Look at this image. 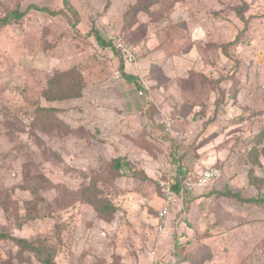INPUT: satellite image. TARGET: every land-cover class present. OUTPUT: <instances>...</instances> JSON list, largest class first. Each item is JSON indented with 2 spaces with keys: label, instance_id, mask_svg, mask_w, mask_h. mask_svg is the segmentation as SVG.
<instances>
[{
  "label": "rangeland",
  "instance_id": "1",
  "mask_svg": "<svg viewBox=\"0 0 264 264\" xmlns=\"http://www.w3.org/2000/svg\"><path fill=\"white\" fill-rule=\"evenodd\" d=\"M132 1L0 0L56 12L0 23V264H264V202L218 194L264 198V0ZM175 157L222 176L161 217Z\"/></svg>",
  "mask_w": 264,
  "mask_h": 264
},
{
  "label": "trees",
  "instance_id": "2",
  "mask_svg": "<svg viewBox=\"0 0 264 264\" xmlns=\"http://www.w3.org/2000/svg\"><path fill=\"white\" fill-rule=\"evenodd\" d=\"M63 3H64V6L65 8H67L69 11L73 12L75 15H78L77 11L73 8V6L71 5V2L70 0H62ZM139 3V0L134 3L133 5L136 7V10L140 9V11L142 10H147L146 8L148 6H146L145 4L142 5V8H140V3L139 5L137 4ZM32 9H36V10H39V11H42V12H48V13H51V14H56V12L54 11H51L49 8L47 7H39L37 5H30L25 11H20L19 9L17 10H13L11 12H9L4 18L0 19V23L1 25H7L9 23H11L13 20H16V19H20L22 18L28 11L32 10ZM139 11V10H138ZM148 12V11H147ZM88 35H94L96 40L98 41V43L100 44V46H109L111 48V50H114L118 55L119 57L121 58L122 60V65L120 66V73L122 74V76L127 79V81L129 82H133L135 83V85H137L139 88H142L141 86V83L139 82V79L138 77H136L135 75L131 74V73H128L126 72V67L128 65H133L135 63H129L125 58L124 56L122 55L121 52L117 51L112 45L110 42H107L106 40L103 39V37L100 35L99 31L93 27V29L88 33ZM147 37V36H146ZM125 38V37H124ZM146 39V38H145ZM145 39L143 40L145 42ZM125 40L130 44V45H133V46H136L134 45L129 39L125 38ZM147 40V39H146ZM142 41V42H143ZM151 72V70H150ZM159 74V75H158ZM162 79H164L165 81H169L171 80L166 74H165V71L163 69L162 66H159V72L156 73V76H155V79L158 81V85L162 84ZM219 84H223V82H225V80H221L219 79L217 81ZM164 84V83H163ZM163 84L161 86H163ZM160 86V87H161ZM150 116L148 118V122L149 124H152L151 122L154 121L153 119V115L152 113H149ZM115 164L117 165V168H122V163H121V159H116L115 160ZM216 165V164H215ZM220 167V166H219ZM179 171H178V177L176 178H173V179H170V178H166L167 181H169L173 187V189L178 192L180 195H182V198L183 200L186 198L185 197V193L191 189H188L187 186H186V183L188 181H196L197 180V177L195 173L191 172V171H183V167L182 166H179ZM221 168V167H220ZM163 177V176H162ZM163 179H165L163 177ZM159 185V183H158ZM160 188V186H159ZM161 190V188H160ZM210 194V193H209ZM212 194H216L217 195V190L213 191ZM219 195H223V196H227V197H232V198H235L237 200H240V201H246V202H254V203H262L264 202V198H256V197H250V198H245L243 197L240 193L238 192H232L230 190H227V191H221L218 193ZM93 206L95 207L96 211L98 213H113L115 212L117 206L113 204V202H94L93 201ZM187 212V211H185ZM26 244V243H25ZM160 260V259H159ZM47 264H57L55 262L54 259H47ZM163 264V263H162Z\"/></svg>",
  "mask_w": 264,
  "mask_h": 264
},
{
  "label": "built area",
  "instance_id": "3",
  "mask_svg": "<svg viewBox=\"0 0 264 264\" xmlns=\"http://www.w3.org/2000/svg\"><path fill=\"white\" fill-rule=\"evenodd\" d=\"M108 41L112 43V46L119 52L122 53L124 58L129 63H136L137 62V51L138 47L130 45L123 37L122 35L118 33H112L108 35ZM140 94H143V91H140ZM222 176V169L216 165L207 166L200 170L198 174L196 175L197 180L196 181H188L186 183V186L188 189H193L196 186H206L210 181L220 178ZM159 186L161 188V191L164 195V199L166 202V205L162 207L160 210V216L161 217H167V215L170 213V209L172 205L178 204L181 201V195L176 192L171 183L167 181L166 179H163V177H159L158 179ZM151 258L153 264H162V262L159 260V258L156 256L155 251H151Z\"/></svg>",
  "mask_w": 264,
  "mask_h": 264
},
{
  "label": "crops",
  "instance_id": "4",
  "mask_svg": "<svg viewBox=\"0 0 264 264\" xmlns=\"http://www.w3.org/2000/svg\"><path fill=\"white\" fill-rule=\"evenodd\" d=\"M138 0H133L132 1V3H136ZM152 42H154L155 41V39H150V38H148L147 40H146V44H147V46H149L150 45V43H151V41ZM163 69H164V71H165V68H164V66H163ZM168 73H169V71H168ZM168 73H167V76H168ZM165 74H166V71H165ZM179 122H181V121H178L177 123H176V126L174 127V129H173V131H176L177 130V127L179 126ZM168 125H170V122H168ZM174 126V125H173ZM172 130V129H171ZM172 131V132H173ZM173 136H175V134L173 135ZM182 152V151H181ZM185 152H187V150L186 151H184V153ZM180 154V153H179ZM185 155V154H184ZM178 158V157H177ZM177 158L175 157V159H173V161L176 163V165H174L176 168H177V171H179V166H182L183 167V171H191V172H195V169L196 168H198V167H190L189 166V164L186 162V160H184L183 162H181L182 161V158L183 157H181V161H178L177 160ZM212 165H215V163L214 164H212ZM212 165H210V166H212ZM208 165H204V167H200L198 170H201V169H203V168H205V167H207ZM195 168V169H194ZM210 183V182H209ZM209 183L206 185V186H196V187H194L193 189H191V190H189V191H187V193L188 192H190V193H195L196 191H200L202 188L203 189H205V191H204V193H202L200 196H202V197H205V196H214V195H216V194H212L213 193V191H215V189H209L210 188V186H209ZM208 189H209V192H208ZM210 193V194H209ZM186 197V196H185ZM188 197V196H187ZM186 197V198H187ZM188 198H190V197H188ZM193 203V201L191 202V204ZM186 213V212H185Z\"/></svg>",
  "mask_w": 264,
  "mask_h": 264
},
{
  "label": "clouds",
  "instance_id": "5",
  "mask_svg": "<svg viewBox=\"0 0 264 264\" xmlns=\"http://www.w3.org/2000/svg\"><path fill=\"white\" fill-rule=\"evenodd\" d=\"M108 41V40H107ZM109 42V41H108ZM111 43V42H110ZM111 45H112V43H111ZM137 54H138V51H137ZM138 57V56H137ZM202 170V169H201ZM200 171V170H199ZM218 179V178H217ZM214 180H216V179H214ZM214 180H212V181H214ZM211 182V181H210ZM183 200V198H182V195H181V201ZM180 201V202H181Z\"/></svg>",
  "mask_w": 264,
  "mask_h": 264
}]
</instances>
